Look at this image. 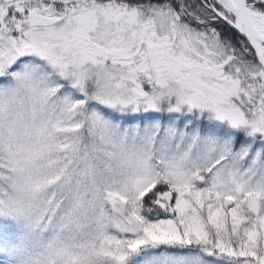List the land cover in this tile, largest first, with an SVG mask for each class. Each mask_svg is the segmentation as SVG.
<instances>
[{"label": "snow or ice", "instance_id": "6c2138e0", "mask_svg": "<svg viewBox=\"0 0 264 264\" xmlns=\"http://www.w3.org/2000/svg\"><path fill=\"white\" fill-rule=\"evenodd\" d=\"M0 264H264V0H0Z\"/></svg>", "mask_w": 264, "mask_h": 264}, {"label": "trees", "instance_id": "16d2710c", "mask_svg": "<svg viewBox=\"0 0 264 264\" xmlns=\"http://www.w3.org/2000/svg\"><path fill=\"white\" fill-rule=\"evenodd\" d=\"M231 34V33H230Z\"/></svg>", "mask_w": 264, "mask_h": 264}]
</instances>
